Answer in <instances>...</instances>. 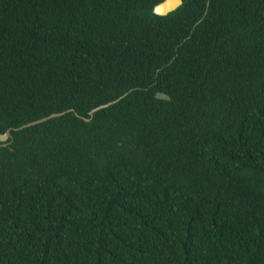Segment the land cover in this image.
<instances>
[{
    "label": "trees",
    "instance_id": "1",
    "mask_svg": "<svg viewBox=\"0 0 264 264\" xmlns=\"http://www.w3.org/2000/svg\"><path fill=\"white\" fill-rule=\"evenodd\" d=\"M161 1L0 0V264H264V0Z\"/></svg>",
    "mask_w": 264,
    "mask_h": 264
},
{
    "label": "water",
    "instance_id": "2",
    "mask_svg": "<svg viewBox=\"0 0 264 264\" xmlns=\"http://www.w3.org/2000/svg\"><path fill=\"white\" fill-rule=\"evenodd\" d=\"M163 1L159 2L158 4H156L153 8V11L155 9V7L159 4H162ZM184 3V0H182V3L180 4V6ZM179 6V7H180ZM171 7L174 8L175 10L178 8L176 7V3H175V0H171ZM165 12L167 14H169L170 12L167 11V6L165 7ZM172 12V11H171ZM155 13V12H154ZM167 14H159V15H167ZM157 97L159 98H164V99H171V96L167 93H164V92H158L157 93ZM121 98V97H120ZM120 98L116 99V100H113V101H109L107 103H103L97 107H94L91 111H90V117H83L84 119L86 120H91L94 116V113L102 108H105V107H108L116 102H118L120 100ZM69 111H74L73 108H70V109H67V110H64V111H60V112H54V113H51L47 116H44L42 118H39V119H36V120H33V121H30L28 123H25L19 127H15L14 130H20L22 128H25V127H28V126H32V125H35V124H38V123H41V122H44V121H47L48 119L50 118H54V117H58V116H62L64 115L65 113L69 112ZM77 115H80L78 112H76ZM13 139V135H12V129H8L5 133H1L0 132V140L2 141V145H8L10 142L9 140Z\"/></svg>",
    "mask_w": 264,
    "mask_h": 264
},
{
    "label": "clouds",
    "instance_id": "3",
    "mask_svg": "<svg viewBox=\"0 0 264 264\" xmlns=\"http://www.w3.org/2000/svg\"><path fill=\"white\" fill-rule=\"evenodd\" d=\"M176 7H179L180 4L182 3V0H175ZM167 6V11L171 12L174 11L175 9L171 7V0H163L162 4H159L155 7L154 12L156 14H167L165 12V7Z\"/></svg>",
    "mask_w": 264,
    "mask_h": 264
},
{
    "label": "flooded vegetation",
    "instance_id": "4",
    "mask_svg": "<svg viewBox=\"0 0 264 264\" xmlns=\"http://www.w3.org/2000/svg\"><path fill=\"white\" fill-rule=\"evenodd\" d=\"M1 141V140H0ZM13 141V139L9 140V142L11 143ZM0 146H7V145H2V141H1V144Z\"/></svg>",
    "mask_w": 264,
    "mask_h": 264
}]
</instances>
